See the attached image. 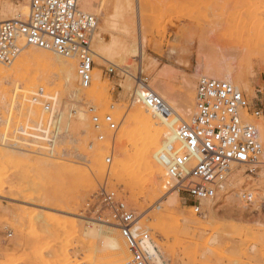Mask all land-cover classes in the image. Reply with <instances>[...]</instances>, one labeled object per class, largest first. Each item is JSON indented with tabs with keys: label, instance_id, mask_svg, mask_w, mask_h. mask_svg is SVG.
Segmentation results:
<instances>
[{
	"label": "rangeland",
	"instance_id": "rangeland-1",
	"mask_svg": "<svg viewBox=\"0 0 264 264\" xmlns=\"http://www.w3.org/2000/svg\"><path fill=\"white\" fill-rule=\"evenodd\" d=\"M93 1V12L81 2L80 9L98 19L92 48L95 52L97 46L105 59L95 53L94 72L103 78L97 94L73 101L61 72L49 68H31L26 78L0 81V264H108L101 244L120 236L112 223L135 219L150 231L166 264L169 259L264 264V164L251 175L249 166L237 165L242 175L230 177L224 190L203 205L202 214L181 194L176 213L160 218L176 190L165 179L168 189L153 191L149 155L138 147L144 130L133 124L148 86L188 121L198 81L212 75L227 81L230 74L249 103L263 111L256 119L260 127L264 0ZM28 49L40 52L35 47L24 52ZM41 75V82L32 81ZM96 114L111 115L117 125L115 131L105 126L104 141L93 127ZM173 122L178 126L181 120ZM155 139L149 136V142ZM251 191L255 200L248 205L242 194ZM97 220L110 222L102 225L107 235L87 237ZM123 252L121 258L125 244ZM151 252L156 253L154 247ZM156 260L165 264L163 255Z\"/></svg>",
	"mask_w": 264,
	"mask_h": 264
},
{
	"label": "built area",
	"instance_id": "built-area-1",
	"mask_svg": "<svg viewBox=\"0 0 264 264\" xmlns=\"http://www.w3.org/2000/svg\"><path fill=\"white\" fill-rule=\"evenodd\" d=\"M9 1L26 4L28 15L23 19L0 22V63L10 64L27 47L50 51L75 60L80 86L89 89L95 69L92 44L98 19L80 9V0ZM108 72L111 74L114 69L110 68ZM40 101L48 107L45 97ZM141 101L148 109L166 118L176 117V112L153 90L145 88ZM194 104V113L189 120L181 121L177 126V142L167 145L160 158L168 185H172L179 195H186L195 213L202 214L203 202L213 200L224 190L237 165L249 166L248 175L256 171L264 151L256 119L263 111L253 107L244 92L231 82L208 77L198 81ZM92 122L94 129L100 132V141L105 140V126L110 131L117 129L111 115L101 117L96 114ZM112 160L111 149L106 162L111 164ZM242 199L250 205L255 200V193L245 192ZM134 222L116 224L126 246L120 264H157L156 258L162 256L161 253L149 232L136 229Z\"/></svg>",
	"mask_w": 264,
	"mask_h": 264
},
{
	"label": "bare ground",
	"instance_id": "bare-ground-1",
	"mask_svg": "<svg viewBox=\"0 0 264 264\" xmlns=\"http://www.w3.org/2000/svg\"><path fill=\"white\" fill-rule=\"evenodd\" d=\"M80 2L83 5V7L86 9V11L87 10L92 11L93 10L92 8L95 9V7H97L96 5L94 6L93 3H95V2L93 0H80ZM0 15H1L0 16V22L6 21V20H12L11 19L12 17H15V19H23L25 16L28 15V7L26 4H23V3L15 5V6L10 5V4L5 5L2 3V4H0ZM97 39H95V40H97ZM100 40H97V42ZM93 43L96 45V42L93 41ZM98 44H100V43L98 42L97 45ZM96 47L94 48L95 49L94 53H96L101 60H104L105 59L104 56L101 54V52L98 49H96ZM38 51H40V52H32V51H30V49H28L25 52L23 51L22 54L17 59H15L13 62H11L10 64L0 63V81H8V80L12 79L15 75L25 76V78H26V75L29 74V70H30V74H32L31 68H34V70H35V68H40L43 70H46L48 68L49 69H56V70L61 72L63 79L65 81V86L67 88V92L69 93V97H70V99H72L75 102H79L81 99L83 100L82 97H84L83 96L84 94L87 95L88 97L94 96L98 92V90H97V92L95 91V88H102L103 87V78H102V74L100 71L93 72V84H92L93 86L90 87L88 90L87 89L85 90V89L81 88L80 83H79L78 64L77 63L69 62L68 60H71V59L63 58V57L58 56L57 54L50 52V51H46V50H42V49H40V50L38 49ZM50 53L55 54L56 57L55 56L53 57ZM61 58L63 60H61ZM217 67L220 68L218 66V64L215 67V69H217ZM41 74H43V73H41ZM211 77L216 78L215 75H212ZM226 77H227L226 78L227 81H230L232 83V79L230 77V74H227ZM15 80L18 81L17 79H15ZM42 80H43V75H41L40 78L34 77L32 79V81L34 83L41 82ZM20 85H21V83H20ZM147 89L152 90L149 86L147 87ZM154 92H155V90H154ZM79 98H81V99L79 100ZM84 98H86V97H84ZM184 103L188 104L187 99L184 101ZM171 108L174 110L173 107H171ZM188 111L190 112V110H188ZM148 112H152L154 115L153 118H155V119H152L151 116L148 114ZM156 114H158V115H156ZM54 119H56L55 114H54ZM173 119H176L178 121L179 120L185 121L177 112H176V117L172 116L170 118H166V116L148 109L143 103L135 109V116H134L133 124L135 125V128L144 130V134H145V137L140 139V142L138 143V147L140 149L141 154L144 153L145 155H149L146 166H147V168H149L148 171H149V174L151 175V178H152L153 191L156 193V195L159 192H162L165 188H167L165 186V184H163V181H166L165 179H167V174H166V169L164 168V164L162 163V159L160 158V155L162 153L161 151L163 149H165L167 145L175 144L177 142V128H176L177 125H176V123L174 125ZM259 129H260L261 141L263 142V140H264V122H260ZM149 136H152L154 138L156 137L154 143L149 142ZM79 137H80V135H79ZM158 156H159V159H158ZM262 159H264V151H263V155L260 159V165L259 166H261V169H262V166L264 164V161H262ZM237 170H238V167H235L230 177H233L236 175H242V170H240V171H237ZM244 173H245V171H244ZM179 200H181V199H180V195L177 191H174V193H171L170 197L168 198V200L165 203V210H164L163 214L160 216V218H165L169 214H175L176 210H177L176 205L178 204ZM206 202L207 201H204L203 205ZM139 222H140V220L135 219L134 223H135L136 229H140V230L150 232L149 230H147L143 226H139ZM93 223H94L93 229L91 227H90L91 229L88 227L90 230H87V233H86L87 237L90 236L91 238L92 237L103 238V236L105 234L107 235L106 231H104L102 229V225H106L107 223H110L109 221L97 220V221H94ZM112 225H114L115 230L118 231L116 223H112ZM108 234L111 235V232H109ZM112 237L113 236H111V238ZM101 246H103L105 248L106 256H108L110 259L108 264H120V262L123 259V257L121 258V255H122V252L124 251V243H123V240L120 238L119 235H118V237H113V240L109 243L104 241V243L101 244ZM161 253L163 255V261L164 260L166 261L167 259L164 256L163 252H161ZM123 254H124V252H123ZM167 262L168 263L170 262V264H177V263L173 262L171 259H169V261H167ZM157 264H161V263L157 260Z\"/></svg>",
	"mask_w": 264,
	"mask_h": 264
}]
</instances>
